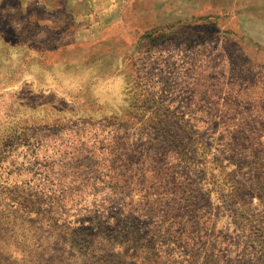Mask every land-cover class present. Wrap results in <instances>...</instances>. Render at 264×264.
Returning a JSON list of instances; mask_svg holds the SVG:
<instances>
[{
  "label": "rangeland",
  "instance_id": "rangeland-1",
  "mask_svg": "<svg viewBox=\"0 0 264 264\" xmlns=\"http://www.w3.org/2000/svg\"><path fill=\"white\" fill-rule=\"evenodd\" d=\"M263 23L110 29L92 51L121 68L63 80L68 103L19 89L42 52L7 37L0 264H264Z\"/></svg>",
  "mask_w": 264,
  "mask_h": 264
},
{
  "label": "crops",
  "instance_id": "crops-1",
  "mask_svg": "<svg viewBox=\"0 0 264 264\" xmlns=\"http://www.w3.org/2000/svg\"><path fill=\"white\" fill-rule=\"evenodd\" d=\"M237 12L264 22V0H0V50H9L5 41L11 35L32 38L42 54L25 57L26 74L18 87L53 95L63 80L82 79L105 64L115 70L122 63L121 54L113 59L99 54V48L92 51L110 29L213 21Z\"/></svg>",
  "mask_w": 264,
  "mask_h": 264
},
{
  "label": "trees",
  "instance_id": "trees-1",
  "mask_svg": "<svg viewBox=\"0 0 264 264\" xmlns=\"http://www.w3.org/2000/svg\"><path fill=\"white\" fill-rule=\"evenodd\" d=\"M87 79H84L83 81H86ZM59 83L57 84V86H56V89H55V93L53 94V97L54 98H58L60 101H65L66 103H68L67 102V98L66 97H68V96H66V95H64V93L63 92H61V90H60V88H59ZM44 94V93H43ZM46 94V93H45ZM48 94V93H47ZM57 94H58V96H57ZM66 111H64L63 112V109H62V111L60 112H58L59 114L60 113H64L65 115H68V114H66L65 113ZM48 114H49V112H48Z\"/></svg>",
  "mask_w": 264,
  "mask_h": 264
}]
</instances>
